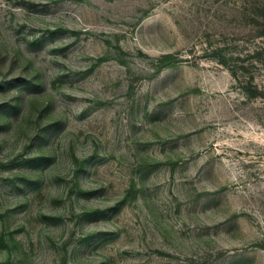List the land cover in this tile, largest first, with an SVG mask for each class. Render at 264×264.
Returning <instances> with one entry per match:
<instances>
[{"label":"rangeland","instance_id":"rangeland-1","mask_svg":"<svg viewBox=\"0 0 264 264\" xmlns=\"http://www.w3.org/2000/svg\"><path fill=\"white\" fill-rule=\"evenodd\" d=\"M263 24L264 0H0V264H264Z\"/></svg>","mask_w":264,"mask_h":264},{"label":"trees","instance_id":"trees-1","mask_svg":"<svg viewBox=\"0 0 264 264\" xmlns=\"http://www.w3.org/2000/svg\"><path fill=\"white\" fill-rule=\"evenodd\" d=\"M257 36H264V24L262 25V28L257 32ZM170 56L171 55H162L160 57V63L159 65L157 66V70H161L163 69L164 67H166L169 62H170ZM256 245L260 246L261 248H264V242L263 243H257Z\"/></svg>","mask_w":264,"mask_h":264}]
</instances>
